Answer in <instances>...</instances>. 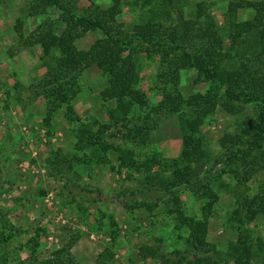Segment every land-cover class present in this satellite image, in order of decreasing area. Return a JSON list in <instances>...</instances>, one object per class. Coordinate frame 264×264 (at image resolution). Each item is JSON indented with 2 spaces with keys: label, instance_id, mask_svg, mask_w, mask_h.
Segmentation results:
<instances>
[{
  "label": "rangeland",
  "instance_id": "obj_1",
  "mask_svg": "<svg viewBox=\"0 0 264 264\" xmlns=\"http://www.w3.org/2000/svg\"><path fill=\"white\" fill-rule=\"evenodd\" d=\"M168 1L121 0L115 19L127 31L143 19L159 20L168 31L183 20L209 16L228 47V29L255 16L253 9L240 8L237 2L260 0H171V5ZM111 2L75 0L72 13L93 14L97 7L106 9ZM39 12L41 15H36ZM62 14L55 8L43 10L39 0H0V264H45L53 251L67 245L76 264H174L177 256L173 253L185 250L188 232L179 228L172 214L176 207L173 199H179L183 214L199 219L201 207L208 202L200 197L204 183L217 196L208 216L206 239L224 258L227 245L237 241V232L228 222L237 198L264 190V167L259 168L264 156L255 151L251 152L255 159L249 156L243 160L236 150L244 151L246 143L235 147L230 143L227 148L221 144L226 135L238 134L239 125L253 117V109L246 106L241 113L230 115L216 106L212 114L203 117L195 137L201 139L205 158L191 165L199 173L196 185L175 188L168 194L155 179L149 182L146 177L160 174L165 160L179 157L185 127H180L173 115L156 110L163 93L172 89L157 77L162 69L158 57L141 61L139 88L145 94L146 107H134L127 117L111 121L107 109L114 105L101 101L98 95L105 78L90 67L78 76L81 90L72 103L78 120H68L61 106L48 118V125L45 123L40 87L47 64L40 45L27 39L43 21L61 20ZM64 27L60 22L55 32L59 34ZM102 36L100 31H87L74 42L75 48L85 51ZM177 85L187 100L211 87L188 67L180 71ZM79 121L110 126L103 137L112 145L106 153L110 163L73 161L70 170L59 164L53 168L47 159L54 153L66 157L71 152ZM133 127L148 133L126 144L137 154L135 159L145 163L139 173L119 170L111 152L113 147L125 145L122 136ZM155 155L160 159L150 165ZM250 168L257 169L244 179V171ZM128 172L133 173L131 179L126 177ZM247 227L254 247L264 243V216ZM146 248L153 256L144 251ZM195 257L190 255L183 264H190ZM263 258L260 253L253 263L259 264Z\"/></svg>",
  "mask_w": 264,
  "mask_h": 264
},
{
  "label": "trees",
  "instance_id": "obj_2",
  "mask_svg": "<svg viewBox=\"0 0 264 264\" xmlns=\"http://www.w3.org/2000/svg\"><path fill=\"white\" fill-rule=\"evenodd\" d=\"M149 0H145V2ZM43 10L55 8L63 11L61 20L43 21L38 25L27 40L39 44L46 60V75L42 80L45 100V109L48 118L58 111L61 106L66 109L68 120L76 122L73 100L81 88L78 76L82 70L95 67L105 78L102 89L98 95L103 102L114 107L107 109L109 119L117 123L121 118L127 117L131 110L142 109L147 106L145 94L140 90V68L142 59L158 57L162 69L157 77L171 84V91L163 93L162 100L156 110L165 111L179 121L182 129L181 153L176 159L165 160L163 171L160 174H148L146 179L157 181L158 187L164 192L172 193L175 188H193L198 178V170L191 165H198L205 158L201 139L195 137L203 117L214 112L216 106L230 115H237L246 106H250L254 115L245 119L238 127V134L226 135L222 139V146L228 144L244 146L243 160L252 156L251 152H259L264 156V0L237 2L240 8H251L255 16L251 21L235 24L229 30V46L224 37L218 33L219 27L211 17L202 19L200 16L192 17L167 31L159 20L143 19L141 24H135L131 31L123 29L117 23V16L121 11V0H112L106 9L96 8L93 14L80 15L72 13L75 10V0H39ZM70 4V5H69ZM168 4H172L169 0ZM235 6V7H237ZM42 12L36 15H41ZM145 20V21H144ZM64 28L57 34L59 23ZM87 31H100L102 38L96 40L89 49L77 50L74 42ZM228 39V38H226ZM58 52V56L53 54ZM191 68L197 72L198 77L207 81L211 86L205 93L183 99L178 90L180 71ZM74 72L76 74H74ZM73 74V75H72ZM183 107V108H182ZM92 123V124H91ZM79 121L76 128V141L71 152L63 157L60 152L54 153L47 163L71 168L73 161L86 163L95 162L97 165L109 164L106 153L112 145L103 140L109 125ZM149 130H147L148 132ZM143 128L133 127L122 136L125 145L113 147L111 151L116 155L118 169L125 168L133 172H141L143 165L137 154L130 148L127 141L135 138L147 137ZM123 142V141H121ZM262 150V151H261ZM63 157H61V156ZM86 156V157H85ZM69 157V159H67ZM153 157L150 165L158 163L159 159ZM255 159V156H252ZM238 159V158H237ZM263 160V158H262ZM146 161V160H145ZM152 163V164H151ZM89 165V164H87ZM263 166L259 168L263 169ZM257 168L245 170L244 179L248 178ZM150 170V169H149ZM169 172V173H168ZM128 179L133 173L126 174ZM150 182V181H149ZM200 197L207 198V203L201 207L199 219L183 214L177 197L173 199L175 208L172 214L178 219L179 228L188 232L186 248L183 252L175 251L177 257L174 264H183L190 255L196 256L190 264H251L264 257V243L255 242L249 235L248 225L259 216H264V190L252 196L241 195L237 198L236 207L231 211L228 222L237 232V241L230 242L222 253L217 247L208 243L207 220L212 205L217 202V196L212 187L206 183L201 186ZM194 194L197 192L194 190ZM111 239H116L113 230ZM7 238L2 242L6 243ZM33 247V246H32ZM31 248V247H30ZM29 248V249H30ZM148 255L153 256L151 249H144ZM264 264L263 260L257 261ZM45 264H76L70 254V245L61 247L51 253V258ZM254 264V263H253Z\"/></svg>",
  "mask_w": 264,
  "mask_h": 264
}]
</instances>
